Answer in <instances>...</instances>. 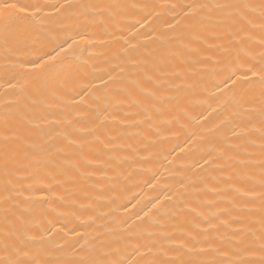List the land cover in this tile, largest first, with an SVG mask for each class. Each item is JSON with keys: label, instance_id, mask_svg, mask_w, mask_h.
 <instances>
[{"label": "bare ground", "instance_id": "1", "mask_svg": "<svg viewBox=\"0 0 264 264\" xmlns=\"http://www.w3.org/2000/svg\"><path fill=\"white\" fill-rule=\"evenodd\" d=\"M8 2L47 19L0 27V259L258 262L260 98L223 81L264 53V0ZM77 32L87 51L29 63Z\"/></svg>", "mask_w": 264, "mask_h": 264}, {"label": "snow or ice", "instance_id": "2", "mask_svg": "<svg viewBox=\"0 0 264 264\" xmlns=\"http://www.w3.org/2000/svg\"><path fill=\"white\" fill-rule=\"evenodd\" d=\"M71 7L72 5H68ZM46 6L42 5L39 2L29 3V4H16L9 3L8 0H3V3L0 4V27H2L5 32H7L10 25L16 19H28L31 18L36 25H42L45 23L47 17L43 15L44 8ZM90 7V6H89ZM208 5H189L188 8L190 10L186 15H190L195 8H207ZM215 7H228V5H215ZM244 7H248L245 5ZM6 10H14L10 12L8 15H5ZM25 13V16L17 17L15 13ZM148 17H145L147 20ZM241 23L246 24L248 26L254 27L253 22L247 17H241ZM172 27V25H170ZM260 29L261 32H264V4L261 5L260 12ZM240 32L244 31V28L241 27L239 29ZM88 43V37L86 34L77 32L75 36H69L63 40L61 43H57L54 48H52L49 52L44 53L39 56L36 60L30 61L29 63L36 69H44L46 65H51L52 62L57 61L60 58H67L69 54L77 55L81 51H87L84 48V45ZM225 56L228 55V51L223 50ZM62 63L63 60L60 59ZM129 65L133 67L138 65V61L128 60ZM231 68L228 76L223 81V84L228 87L229 92H233L234 95H238L241 99L246 98H255L257 95L260 98V109H259V117L261 127L258 129L260 132L261 139L264 140V53L261 54V57L258 61L251 62L248 66H245L242 63H237L234 67L229 65ZM121 72H124L125 69L121 68ZM41 76L43 73L40 74ZM109 79H115L114 77H109ZM10 86L14 87V85ZM220 87V85H217ZM227 106V102L225 104ZM259 198L261 201V212L264 213V177H262L261 181V190L259 192ZM20 249H16L14 251L15 259H11L5 257L4 259H0V264H45V262L40 261L37 258L32 259H21L20 258ZM74 264H95V262L91 259H83L78 262H74ZM150 264H157V262L152 261ZM190 264V262H189ZM204 264V262H202ZM208 264H264V246L261 247V259L258 262H247V261H212L208 262Z\"/></svg>", "mask_w": 264, "mask_h": 264}]
</instances>
